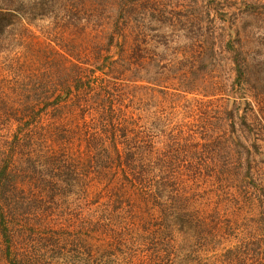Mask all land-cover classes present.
<instances>
[{
  "label": "trees",
  "instance_id": "1",
  "mask_svg": "<svg viewBox=\"0 0 264 264\" xmlns=\"http://www.w3.org/2000/svg\"><path fill=\"white\" fill-rule=\"evenodd\" d=\"M67 2L73 5L63 7L68 22L79 18V10L97 18L90 24L101 33L98 44L83 46L63 31L55 45L31 40L25 52L0 54V260L176 264L182 249L169 234L170 222L181 231L192 229L201 245L230 239L234 219L220 207L217 215L205 210L191 217L182 180L185 173L215 177L230 185L222 186L234 198L230 202L249 197L251 165L239 171L241 158L232 157L239 140L234 127L228 136L211 138L208 149L194 134L170 126H156L155 133L145 126L142 116L127 110L129 95L115 75L127 61L120 8L112 6L120 7L119 1ZM37 6L38 0H0V53H10L18 39L13 25L34 19ZM62 27L70 29L68 23ZM255 192L264 202V188ZM57 197L75 201L62 208ZM104 197L107 207L86 208ZM262 242L260 236L241 238L218 259L262 263ZM59 256L64 263L56 261Z\"/></svg>",
  "mask_w": 264,
  "mask_h": 264
},
{
  "label": "rangeland",
  "instance_id": "2",
  "mask_svg": "<svg viewBox=\"0 0 264 264\" xmlns=\"http://www.w3.org/2000/svg\"><path fill=\"white\" fill-rule=\"evenodd\" d=\"M118 1L120 7L117 2L112 6L120 8L116 14L127 61L117 65L115 75L129 95L127 110L142 116L145 126L155 133H159L156 126L174 127L183 134L196 135L208 149L214 145L211 138L228 136L234 127L239 140L232 146V157L241 158L239 171L251 165V178L247 179L251 194L231 202L227 198H234L226 196L222 188L227 184L219 183L218 178L201 175L196 179L185 173L182 181L187 187L182 196L187 199L191 217H200L198 212L205 210L217 215L220 207L232 216L236 229L222 243L218 239L217 244L201 245L192 229L181 231L170 222L169 234L182 249L176 264H228L224 258L218 259L220 253L241 238L255 236L263 241L264 258V202L255 192L264 188V0ZM38 2L39 13L34 19L29 16L13 25L18 39L10 53L1 51L4 57L27 51L29 46L24 44L31 40L55 45L63 31L76 35L83 46L98 44L101 33L90 24L97 18H89V10H79V18L71 23L68 9L63 8L73 9L67 0ZM4 21L9 23V19ZM66 23L70 29L62 27ZM2 130L10 132L9 128ZM188 189L197 190V196ZM54 199L62 208L75 201V197ZM105 200L87 204L86 208L92 212L97 203L107 207ZM55 259L64 263L61 256ZM263 261L243 258L240 264ZM0 264L6 263L0 260Z\"/></svg>",
  "mask_w": 264,
  "mask_h": 264
}]
</instances>
